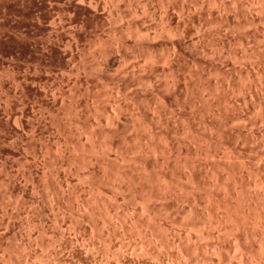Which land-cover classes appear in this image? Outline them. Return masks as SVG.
Wrapping results in <instances>:
<instances>
[{
	"label": "rangeland",
	"instance_id": "rangeland-1",
	"mask_svg": "<svg viewBox=\"0 0 264 264\" xmlns=\"http://www.w3.org/2000/svg\"><path fill=\"white\" fill-rule=\"evenodd\" d=\"M248 1L53 0L42 7L38 0H0V264H173L177 257L180 264H236L237 257L239 264L243 249L253 264H264V1ZM109 116L119 118L111 123ZM148 179L157 185L147 188ZM162 183L170 186L166 197ZM244 199L242 208L255 216L247 232L230 222L241 216ZM191 221L225 232L205 235ZM165 223L184 237L183 249ZM235 232L247 239L241 249ZM194 233L212 259L193 249Z\"/></svg>",
	"mask_w": 264,
	"mask_h": 264
},
{
	"label": "bare ground",
	"instance_id": "bare-ground-1",
	"mask_svg": "<svg viewBox=\"0 0 264 264\" xmlns=\"http://www.w3.org/2000/svg\"><path fill=\"white\" fill-rule=\"evenodd\" d=\"M48 1H50V2H52V4L50 3V6L51 5H53V0H38V2L41 4V6H42V4H44L45 5V7H47V5H46V3L48 2ZM56 1V0H55ZM79 1H81V0H79ZM85 1V0H84ZM91 1V0H90ZM94 1V0H93ZM120 1V0H119ZM159 1V0H158ZM198 1V0H197ZM205 1V0H204ZM248 1V0H247ZM258 1H260V0H257V2ZM264 1V0H263ZM58 2V1H57ZM105 2V1H104ZM167 2V1H166ZM168 2H170V1H168ZM189 2V1H188ZM203 1H201V3H202ZM238 2V1H237ZM241 2V1H240ZM249 2V1H248ZM252 2H253V0H252ZM256 2V3H257ZM80 3V2H79ZM78 3V4H79ZM82 3V2H81ZM84 3V2H83ZM82 3V4H83ZM88 3H90V2H88ZM92 3V2H91ZM101 3V2H100ZM124 3V2H123ZM171 3V2H170ZM177 3V2H176ZM224 3V2H223ZM232 3H233V1H232ZM235 3V2H234ZM239 3V2H238ZM245 3V2H244ZM243 2L241 3V4H243V5H245ZM261 3H263L262 1H261ZM69 4V3H68ZM112 4V3H111ZM159 4V3H158ZM182 4V3H181ZM187 4V3H186ZM191 4V3H190ZM240 4V3H239ZM255 4V3H254ZM258 4V3H257ZM264 4V3H263ZM25 5V4H24ZM49 5V4H48ZM60 5V4H59ZM81 5V4H80ZM85 5V4H84ZM88 5V4H87ZM94 5H96L95 3H94ZM99 5V4H98ZM126 5V4H125ZM153 5V4H152ZM177 5V4H176ZM202 5V4H201ZM200 5V6H201ZM236 5V4H235ZM250 5H251V3H250ZM256 5V4H255ZM254 5V6H255ZM261 4H258V7L257 8H260L261 7V10H262V6H260ZM23 6V5H22ZM31 6V5H30ZM64 6V5H63ZM119 6V5H118ZM145 6V5H144ZM169 6V5H168ZM229 6V5H228ZM240 6V5H239ZM253 6V5H252ZM42 7H44V6H42ZM91 7V6H90ZM95 7V6H94ZM127 7V6H126ZM125 7V8H126ZM161 7H164V6H161ZM215 7H217V6H214V8ZM233 7V6H232ZM242 7V6H241ZM240 7V8H241ZM245 7V9H246V7H250V6H244ZM264 7V6H263ZM107 8H108V6H107ZM183 8V7H182ZM243 8V7H242ZM251 8V7H250ZM255 8H256V6H255ZM256 8V9H257ZM47 9V8H46ZM104 9V8H103ZM106 9V8H105ZM104 9V10H105ZM115 9V8H114ZM155 9V8H154ZM200 9V8H199ZM208 9V8H207ZM252 9H254V7L252 8ZM255 9V10H256ZM41 10H42V8H41ZM40 10V11H41ZM93 10V9H92ZM95 10H96V12H97V9L95 8ZM179 10V9H178ZM192 10V9H191ZM233 10H235V9H233ZM243 10V9H242ZM242 10H241V12H242ZM248 10V9H247ZM254 10V11H255ZM258 10V9H257ZM7 11V10H6ZM47 11V10H46ZM106 11V10H105ZM112 11V10H111ZM169 11V10H168ZM175 11V10H174ZM208 11V10H207ZM210 11V10H209ZM219 11H220V9H219ZM243 11H245V10H243ZM250 11V10H249ZM52 12H54V11H52ZM66 12V11H65ZM103 12V11H102ZM258 12V11H257ZM261 12H264L263 10L261 11ZM24 13V12H23ZM67 13V12H66ZM109 13V12H108ZM114 13V12H113ZM118 13V12H117ZM167 13V12H166ZM179 13V12H178ZM182 13V12H181ZM237 13V12H236ZM239 13V12H238ZM244 13V12H243ZM253 13V12H252ZM14 14V13H13ZM28 14V13H27ZM74 14V13H73ZM97 14V13H96ZM145 14V13H144ZM150 14V13H149ZM183 14V13H182ZM187 14V13H186ZM190 14V13H189ZM226 14V13H225ZM258 14V13H257ZM263 14V13H262ZM31 15V14H30ZM37 15V14H36ZM39 15V14H38ZM37 15V16H38ZM51 15V14H50ZM71 15V14H70ZM111 15V14H110ZM114 15V14H113ZM155 15V14H154ZM166 15V14H165ZM244 15V14H243ZM250 15H252L251 14V11H250ZM259 15V14H258ZM24 16V15H23ZM35 16V15H34ZM33 16V17H34ZM37 16H36V18H37ZM40 16V15H39ZM153 16V15H152ZM178 16V15H177ZM184 16V15H183ZM190 16V15H189ZM193 16V15H192ZM210 16H211V14H210ZM248 16V15H247ZM247 16L245 15V17L247 18ZM257 16V15H256ZM104 17V16H103ZM112 17V16H111ZM115 17V16H114ZM137 17V16H136ZM150 17V16H149ZM179 17V16H178ZM220 17V16H219ZM250 17H252V16H250ZM250 17H248L249 18V20H250ZM36 18H34V19H36ZM51 18V17H50ZM107 18V17H106ZM125 18V17H124ZM138 18V17H137ZM161 18V17H160ZM162 18H164V17H162ZM172 18V17H171ZM246 18H244V19H246ZM252 18H254V16L252 17ZM60 19V18H59ZM62 19V18H61ZM114 19H116V18H114ZM126 19V18H125ZM167 19V18H166ZM189 19V18H188ZM187 19V20H188ZM208 19V18H207ZM263 19V18H262ZM262 19H260V21L262 20ZM108 20H109V18H108ZM107 20V21H108ZM168 20V19H167ZM166 20V21H167ZM217 20V19H216ZM232 20H234V19H232ZM249 20H248V23H249ZM252 20L253 19H251V21L250 22H252ZM255 20V19H254ZM35 21V20H34ZM38 21H39V17H38ZM110 21V20H109ZM108 21V22H109ZM119 21V20H118ZM144 21V20H143ZM154 21V20H153ZM178 21V20H177ZM212 21V20H211ZM230 21V20H229ZM245 21V20H244ZM243 21V22H244ZM264 21V20H263ZM40 23H41V18H40V21H39ZM46 22V21H45ZM60 22V21H59ZM58 22V23H59ZM112 22V21H111ZM115 22H116V20H115ZM125 22H126V20H125ZM128 22V21H127ZM134 22V21H133ZM156 22V21H155ZM158 22V21H157ZM162 22V21H161ZM167 22H169V21H167ZM200 22V21H199ZM239 22V21H238ZM15 23V22H14ZM38 23V22H37ZM64 23V22H63ZM171 23V22H170ZM209 23V22H208ZM217 23V22H216ZM237 23V22H236ZM253 23V22H252ZM51 24V23H50ZM49 24V25H50ZM59 24H61V23H59ZM71 24V23H70ZM109 24V23H108ZM114 24V23H113ZM152 24V23H151ZM155 24V23H154ZM159 24V23H158ZM165 24V23H164ZM164 24L162 25V26H164ZM169 24V23H168ZM167 24V25H168ZM194 24V23H193ZM226 24V23H225ZM243 24V23H242ZM246 24V23H245ZM22 25V24H21ZM20 25V26H21ZM41 25V24H40ZM55 25H56V23H55ZM84 25V24H83ZM145 25V24H144ZM147 25V24H146ZM149 25V24H148ZM170 25V24H169ZM208 25V24H207ZM231 25V24H230ZM241 25V24H240ZM253 25V24H252ZM263 25V24H262ZM52 26V25H51ZM114 26V25H113ZM121 26V25H120ZM142 26V25H141ZM156 26V25H155ZM166 26V25H165ZM177 26H178V24H177ZM195 26V25H194ZM202 26V25H201ZM214 26V25H213ZM254 26V25H253ZM252 26V27H253ZM41 27V26H40ZM107 27V26H106ZM145 27V26H144ZM148 27V26H147ZM176 27V26H175ZM174 27V28H175ZM181 27V26H180ZM200 27V26H199ZM235 27V26H234ZM245 27H250V25L249 26H245ZM244 27V28H245ZM55 28V27H54ZM64 28V27H63ZM63 28H61L62 30H63ZM117 28V27H116ZM128 28V27H127ZM134 28V27H133ZM135 28H136V26H135ZM156 28V27H155ZM155 28H154V30H155ZM174 28H173V31H174ZM193 28H195V27H193ZM192 28V29H193ZM23 29V28H22ZM56 29V28H55ZM54 29V30H55ZM66 29H68V28H66ZM121 29V28H120ZM144 29V28H143ZM152 29V28H151ZM165 29V28H164ZM167 29V28H166ZM183 29V28H182ZM185 29V28H184ZM196 29V28H195ZM199 29V28H198ZM228 29V28H227ZM227 29H225V30H227ZM236 29V28H235ZM234 29V31H236ZM27 30V29H26ZM132 30V29H131ZM138 30V29H137ZM163 30V29H162ZM170 30V29H169ZM194 30V29H193ZM256 30V29H255ZM21 31V30H20ZM25 31V30H24ZM53 31V30H52ZM51 31V32H52ZM114 31V30H113ZM135 31V30H134ZM146 31H148V30H146ZM150 31V30H149ZM167 31V30H166ZM165 31V32H166ZM177 31H179V30H177ZM176 31V32H177ZM183 31V30H182ZM132 32V31H131ZM137 32H139V31H137ZM141 32V31H140ZM153 32H155V31H153ZM161 32H163V31H161ZM161 32H160V34H161ZM199 32V31H198ZM227 32H228V30H227ZM226 32V33H227ZM247 32V31H246ZM250 32V31H249ZM259 32V31H258ZM62 33V32H61ZM72 33V32H71ZM104 33V32H103ZM129 33V32H128ZM142 33V32H141ZM158 33V32H157ZM179 33H180V31H179ZM178 33V34H179ZM209 33V32H208ZM222 33V32H221ZM229 33V32H228ZM43 34V33H42ZM51 34V33H50ZM132 34V33H131ZM144 34H146V33H144ZM148 34H150L149 32H148ZM155 34V33H154ZM167 34H168V32H167ZM169 34H171V33H169ZM194 34V33H193ZM193 34H192V36H193ZM197 34V33H196ZM218 34V33H217ZM18 35V34H17ZM115 35V34H114ZM127 35V34H126ZM136 35H138V34H136ZM157 35H159V34H157ZM166 35V34H165ZM177 35V34H176ZM182 35V34H181ZM198 35H200V34H198ZM261 35V34H260ZM50 36V35H49ZM52 36V35H51ZM50 36V37H51ZM69 36V35H68ZM74 36V35H73ZM155 36H156V34H155ZM160 36V35H159ZM168 36V35H167ZM246 36V35H245ZM114 37H116V36H114ZM139 37V36H138ZM144 37V36H143ZM147 37V36H146ZM153 37V36H152ZM170 37V36H169ZM174 37V36H173ZM30 38V37H29ZM40 38V37H39ZM61 38V37H60ZM109 38H111V37H109ZM118 38H120V37H118ZM140 38V37H139ZM148 38V37H147ZM51 39V38H50ZM50 39H48V40H50ZM53 39V38H52ZM159 39V38H158ZM174 39V38H173ZM176 39V38H175ZM257 39V38H256ZM31 40V39H30ZM73 40H75V39H73ZM94 40H95V38H94ZM119 40H121V39H119ZM138 40V39H137ZM141 40H142V37H141ZM143 40H145V39H143ZM189 40V39H188ZM198 40V39H197ZM258 40V39H257ZM261 40V39H260ZM35 41V40H34ZM171 41V40H170ZM169 41V42H170ZM185 41V40H184ZM249 41V40H248ZM53 42V41H52ZM144 42V41H143ZM179 42V41H178ZM195 42V41H194ZM206 42V41H205ZM230 42V41H229ZM264 42V41H263ZM40 43V42H39ZM137 43V42H136ZM192 43V42H191ZM239 43V42H238ZM36 44V43H35ZM70 44V43H69ZM137 44H139V43H137ZM236 44V43H235ZM86 45V44H85ZM106 45V44H105ZM108 45V44H107ZM118 45V44H117ZM176 45V44H175ZM189 45V44H188ZM188 45H187V47H188ZM239 45V44H238ZM90 46V45H89ZM103 46V45H102ZM194 46V45H193ZM196 46V45H195ZM251 46V45H250ZM254 46V45H253ZM261 46V45H260ZM44 47V46H43ZM98 47V46H97ZM143 47H145V46H143ZM150 47V46H149ZM174 47V46H173ZM198 47V46H197ZM100 48V47H99ZM102 48V47H101ZM105 48V47H104ZM180 48V47H179ZM182 48V47H181ZM207 48V47H206ZM123 49V48H122ZM184 49H185V47H184ZM194 49V48H193ZM203 49V48H202ZM231 49H232V45H231ZM237 49V48H236ZM242 49V48H241ZM261 49V48H260ZM43 50H44V48H43ZM136 50V49H135ZM169 50H171V49H169ZM191 50V49H190ZM201 50V49H200ZM222 50V49H221ZM233 50V49H232ZM89 51V50H88ZM93 51V50H92ZM112 51V50H111ZM150 51V50H149ZM167 51V50H166ZM175 51H177V50H175ZM182 51V50H181ZM192 51V50H191ZM249 51V50H248ZM253 51V50H252ZM38 52V51H37ZM64 52V51H63ZM222 52V51H221ZM51 53V52H50ZM108 53V52H107ZM131 53V52H130ZM140 53V52H139ZM159 53V52H158ZM170 53V52H169ZM102 54V53H101ZM189 54H191V52L189 53ZM194 54V53H193ZM222 54V53H221ZM224 54V53H223ZM222 54V55H223ZM240 54V53H239ZM256 54V53H255ZM40 55V54H39ZM43 55V54H42ZM49 55V54H48ZM65 55V54H64ZM107 55V54H106ZM156 55V54H155ZM163 55V54H162ZM247 55V54H246ZM102 56V55H101ZM136 56V55H135ZM166 56V55H165ZM170 56V55H169ZM168 55H167V57H169ZM197 56H199V55H197ZM224 56V55H223ZM228 56V55H227ZM243 56V55H242ZM11 57V56H10ZM13 57V56H12ZM81 57V56H80ZM110 57V56H109ZM176 57V56H175ZM182 57V56H181ZM189 57H191V56H189ZM194 57V56H193ZM232 57V56H231ZM231 57H229V58H231ZM249 57V56H248ZM251 57V56H250ZM254 57H255V55H254ZM71 58V57H70ZM93 58V57H92ZM102 58V57H101ZM163 58V57H162ZM202 58V57H201ZM256 58V57H255ZM12 59V58H11ZM106 59V58H105ZM166 59V58H165ZM176 59V58H175ZM249 59V58H248ZM263 59H264V57H263ZM69 60V59H68ZM97 60V59H96ZM115 60V59H114ZM128 60V59H127ZM148 60H150V59H148ZM163 60V59H162ZM189 60V59H188ZM101 61V60H100ZM158 61V60H157ZM161 61V60H160ZM177 61H178V59H177ZM194 61V60H193ZM197 61V60H196ZM246 61V60H245ZM258 61H260V60H258ZM38 62V61H37ZM135 62V61H134ZM138 62V61H137ZM150 62V61H149ZM181 62V61H180ZM253 63H254V61H252ZM22 63V62H21ZM76 63V62H75ZM98 63V62H97ZM100 63V62H99ZM145 63V62H144ZM158 63V62H157ZM165 63H166V61H165ZM173 63V62H172ZM184 63V62H183ZM195 63V62H194ZM226 63V62H225ZM229 63V62H228ZM109 64V63H108ZM143 64V63H142ZM171 64V63H170ZM177 64V63H176ZM99 65V64H98ZM148 65V64H147ZM152 65V64H151ZM153 65H154V63H153ZM162 65H164L163 63H162ZM172 65V64H171ZM174 65V64H173ZM172 65V66H173ZM112 66V65H111ZM169 66V65H168ZM189 66H191V65H189ZM262 66V65H261ZM94 67V66H93ZM118 67V66H117ZM155 67V66H154ZM29 68V67H28ZM98 68V67H97ZM171 68V67H170ZM174 68V67H173ZM189 68H191V67H189ZM260 68V67H259ZM131 69V68H130ZM141 69V68H140ZM146 69V68H145ZM152 69V68H151ZM90 70H91V68H90ZM95 70V69H94ZM132 70V69H131ZM130 70V71H131ZM196 70V69H195ZM170 71V70H169ZM192 71V70H191ZM143 72V71H142ZM153 72V71H152ZM151 72V73H152ZM248 72V71H247ZM25 73V72H24ZM66 73V72H65ZM174 73V72H173ZM177 73V72H176ZM256 73V72H255ZM129 74V73H128ZM154 74V73H153ZM86 75V74H85ZM169 75V74H168ZM173 75V74H172ZM171 75V76H172ZM174 75H177V74H174ZM251 75V74H250ZM36 76V75H35ZM77 76V75H76ZM140 76V75H139ZM179 76V75H178ZM184 76V75H183ZM186 76V75H185ZM247 76V75H246ZM259 76V75H258ZM94 77V76H93ZM151 77V76H150ZM180 77V76H179ZM256 77H257V75H256ZM78 78V77H77ZM111 78V77H110ZM125 78V77H124ZM248 78V77H247ZM259 78V77H258ZM27 79V78H26ZM136 79V78H135ZM169 79V78H168ZM190 79V78H189ZM249 79V78H248ZM88 80V79H87ZM116 80H117V78H116ZM126 80V79H125ZM130 80V79H129ZM140 80V79H139ZM186 80V79H185ZM260 79H258V81H259ZM122 81H123V79H122ZM160 81V80H159ZM170 81V80H169ZM176 81H178L177 80V78H176ZM181 81V80H180ZM190 81H191V79H190ZM196 81V80H195ZM26 82V81H25ZM112 82V81H111ZM132 82V81H131ZM162 82V81H161ZM174 82V81H173ZM172 82V83H173ZM191 82H193V81H191ZM52 83V82H51ZM118 83V82H117ZM129 83V82H128ZM184 83V82H183ZM255 83V82H254ZM263 83V82H262ZM77 84V83H76ZM99 84V83H98ZM119 84V83H118ZM136 84V83H135ZM140 84V83H139ZM154 84V83H153ZM256 84V83H255ZM44 85V84H43ZM65 85V84H64ZM173 85V84H172ZM171 85V86H172ZM175 85H176V83H175ZM174 85V86H175ZM178 85V84H177ZM201 85V84H200ZM229 85V84H228ZM241 85V84H240ZM239 85V86H240ZM10 86V85H9ZM48 86V85H47ZM60 86V85H59ZM73 86V85H72ZM89 86V85H88ZM139 86V85H138ZM149 86V85H148ZM260 86H261V84H260ZM135 87V86H134ZM178 87V86H177ZM176 87V88H177ZM262 87V86H261ZM151 88H154V87H151ZM185 88V87H184ZM216 88H219V87H216ZM149 89V88H148ZM170 89V88H169ZM186 89V88H185ZM188 89V88H187ZM186 89V90H187ZM16 90V89H15ZM117 90V89H116ZM165 90V89H164ZM215 90V89H214ZM227 90H228V87H227ZM44 91V90H43ZM68 91V90H67ZM104 91V90H103ZM125 91V90H124ZM133 91V90H132ZM167 91V90H166ZM188 91V90H187ZM264 91V90H263ZM40 92H41V90H40ZM39 92V93H40ZM46 92L47 91H45L44 93H45V95L44 96H46ZM81 92V91H80ZM108 92V91H107ZM257 92V91H256ZM16 93V92H15ZM36 93V92H35ZM54 93V92H53ZM136 93H137V91H136ZM141 94V93H140ZM187 95H188V93H186ZM203 94V93H202ZM223 94V93H222ZM17 95V94H16ZM73 95V94H72ZM117 95V94H116ZM172 95V94H171ZM217 95V94H216ZM95 96V95H94ZM118 96V95H117ZM140 96V95H139ZM200 96V95H199ZM12 97V96H11ZM71 97V96H70ZM88 97V96H87ZM98 97V96H97ZM16 98V97H15ZM53 98V97H52ZM111 98H113V97H111ZM117 98V97H116ZM50 99V98H49ZM62 99V98H61ZM84 99V98H83ZM135 99V98H134ZM195 99V98H194ZM202 99V98H201ZM212 99V98H211ZM10 100H12V99H10ZM57 100V99H56ZM113 100V99H112ZM116 100V99H115ZM173 100V99H172ZM197 100V99H196ZM204 100V99H203ZM184 101V100H183ZM191 101V100H190ZM213 101H214V99H213ZM138 102V101H137ZM156 102V101H155ZM173 102V101H172ZM187 102V101H186ZM255 102V101H254ZM262 102V101H261ZM104 103V102H103ZM114 103V102H113ZM158 103V102H157ZM218 103V102H217ZM92 104V103H91ZM181 104H183V103H181ZM185 104V103H184ZM194 104V103H193ZM213 104V103H212ZM264 104V103H263ZM116 105V104H115ZM178 105V104H177ZM176 105V106H177ZM225 105V104H224ZM69 106V105H68ZM160 106V105H159ZM192 106V105H191ZM230 106V105H229ZM253 106V105H252ZM255 106V105H254ZM212 107V106H211ZM19 108V107H18ZM183 108V107H182ZM185 108V107H184ZM205 108V107H204ZM217 108V107H216ZM215 108V109H216ZM232 108V107H231ZM41 109V108H40ZM121 109V108H120ZM138 109V108H137ZM160 109V108H159ZM166 109V108H165ZM219 109V108H218ZM226 109V108H225ZM256 109V108H255ZM260 109V108H259ZM42 110V109H41ZM103 110V109H102ZM146 110V109H145ZM205 110V109H204ZM232 110V109H231ZM4 111V110H3ZM19 111V110H18ZM172 111H173V109H172ZM178 111V110H177ZM237 111V110H236ZM5 112V111H4ZM33 112V111H32ZM72 112V111H71ZM205 112V111H204ZM113 113V112H112ZM116 113V112H115ZM138 113V112H137ZM171 113H173V112H171ZM193 113V112H192ZM255 113V112H254ZM259 113V112H258ZM8 114V113H7ZM22 114H23V111H22ZM41 114V113H40ZM181 114V113H180ZM110 115V114H109ZM116 115V114H115ZM49 116V115H48ZM108 116V115H107ZM153 116V115H152ZM258 116V115H257ZM47 117V116H46ZM94 117V116H93ZM118 116H116V118H115V116H109V121L111 122V123H116V120L119 118H117ZM171 117V116H170ZM242 117V116H241ZM261 117V116H260ZM18 118V117H17ZM158 118V117H157ZM166 118V117H165ZM172 118V117H171ZM178 118V117H177ZM204 118V117H203ZM208 118V117H207ZM210 118V117H209ZM235 118V117H234ZM102 119V118H101ZM107 119H108V117H107ZM161 119V118H160ZM105 120V119H104ZM209 120V119H208ZM242 120V119H241ZM8 121V120H7ZM15 121V120H14ZM21 121V120H20ZM27 121V120H26ZM40 121V120H39ZM75 121V120H74ZM107 121V120H106ZM154 121V120H153ZM235 121V120H234ZM77 122V121H76ZM95 122H97V121H95ZM109 122V123H110ZM146 122V121H145ZM240 122V121H239ZM100 123V122H99ZM176 123V122H175ZM188 123V122H187ZM93 124V123H92ZM118 124V123H117ZM139 124H140V122H139ZM164 124V123H163ZM236 124H237V122H236ZM239 124V123H238ZM94 126V125H93ZM132 126H133V124H132ZM153 126V125H152ZM190 126V125H189ZM97 127V126H96ZM149 127V126H148ZM237 127V126H236ZM19 128V127H18ZM91 128V127H90ZM94 128V127H93ZM140 128V127H139ZM160 128V127H159ZM209 128V127H208ZM220 128V127H219ZM23 129V128H22ZM107 129V128H106ZM124 129V128H123ZM173 129H175V128H173ZM184 129V128H183ZM226 129V128H225ZM253 129V128H252ZM103 130V129H102ZM112 130V129H111ZM115 130V129H114ZM129 130V129H128ZM136 130V129H135ZM146 130V129H145ZM153 130V129H152ZM162 130V129H161ZM220 130V129H219ZM24 131V130H23ZM72 131V130H71ZM142 131V130H141ZM165 131H167V130H165ZM178 131V130H177ZM221 131V130H220ZM99 132V131H98ZM152 132V131H151ZM182 132V131H181ZM96 133V132H95ZM129 133V132H128ZM131 133V132H130ZM168 133V132H167ZM184 133V132H183ZM243 133V132H242ZM172 134V133H171ZM133 135V134H132ZM152 135V134H151ZM170 135V134H169ZM175 135V134H174ZM219 135V134H218ZM90 136V135H89ZM19 137V136H18ZM27 137V136H26ZM47 137V136H46ZM102 137V136H101ZM105 137V136H104ZM150 137V136H149ZM262 137V136H261ZM97 138V137H96ZM153 138V137H152ZM188 138V137H187ZM186 138V139H187ZM30 139H32V138H30ZM100 139V138H99ZM102 139V138H101ZM155 139V138H154ZM204 140V139H203ZM224 140V139H223ZM8 141V140H7ZM191 141H192V139H191ZM222 141V140H221ZM231 141V140H230ZM151 142V141H150ZM173 142V141H172ZM175 142V141H174ZM23 143V142H22ZM43 143V142H42ZM139 143V142H138ZM146 143V142H145ZM148 143V142H147ZM166 143V142H165ZM234 143V142H233ZM131 144V143H130ZM167 144V143H166ZM140 145V144H139ZM139 145H137V146H139ZM168 145H170L169 143H168ZM167 145V146H168ZM119 146V145H118ZM172 146H173V144H172ZM90 147V146H89ZM108 147V146H107ZM133 147V146H132ZM200 146H198V148H199ZM41 148V147H40ZM94 148V147H93ZM102 148V147H101ZM127 148V147H126ZM135 148V147H134ZM140 148V147H139ZM208 148V147H207ZM58 149V148H57ZM156 149V148H155ZM194 149V148H193ZM243 149V148H242ZM82 150V149H81ZM96 150V149H95ZM105 150V149H104ZM208 150V149H207ZM218 150V149H217ZM24 151V150H23ZM61 151V150H60ZM89 151V150H88ZM101 151H103V150H101ZM166 151V150H165ZM220 151V150H219ZM96 152V151H95ZM99 152V151H98ZM104 152V151H103ZM110 152V151H109ZM135 152H137V150L135 151ZM145 152V151H144ZM169 152V151H168ZM194 152V151H193ZM208 152V151H207ZM207 152H206V154H207ZM25 153V152H24ZM64 153V152H63ZM77 153V152H76ZM139 153V152H138ZM141 153V152H140ZM181 153V152H180ZM186 153V152H185ZM205 153V152H204ZM226 153V152H225ZM225 153H223V154H225ZM50 154V153H49ZM145 154V153H144ZM151 154V153H150ZM217 154V153H216ZM229 154V153H228ZM62 155V154H61ZM100 155V154H99ZM140 155V154H139ZM159 155V154H158ZM218 155V154H217ZM106 156V155H105ZM120 156V155H119ZM196 156V155H195ZM219 156V155H218ZM85 157V156H84ZM188 157V156H187ZM225 157H226V155H225ZM8 158V157H7ZM108 158H110V157H108ZM149 158V157H148ZM164 158V157H163ZM194 158H197V157H194ZM221 158V157H220ZM47 159V158H46ZM95 159V158H94ZM120 159H121V156H120ZM141 159V158H140ZM143 159V158H142ZM155 159V158H154ZM206 159V158H205ZM19 160H20V158H19ZM34 160V159H33ZM71 160V159H70ZM212 160H213V158H212ZM225 160V159H224ZM256 160V159H255ZM258 160V159H257ZM122 161V160H121ZM167 161V160H166ZM169 161V160H168ZM214 161V160H213ZM227 161V160H226ZM34 162V161H33ZM87 162V161H86ZM85 162V163H86ZM125 162V161H124ZM185 162H186V160H185ZM260 162V161H259ZM258 162V163H259ZM233 163V162H232ZM240 163V162H239ZM56 164V163H55ZM107 164V163H106ZM124 164V163H123ZM143 164V163H142ZM158 164V163H157ZM194 164V163H193ZM79 165V164H78ZM93 165V164H92ZM163 165V164H162ZM161 165V166H162ZM182 165V164H181ZM246 165V164H245ZM52 166V165H51ZM50 166V167H51ZM120 166V165H119ZM124 166V165H123ZM172 166V165H171ZM229 166V165H228ZM256 166V165H255ZM179 167V166H178ZM183 167V166H182ZM189 167V166H188ZM242 167V166H241ZM91 168V167H90ZM101 168V167H100ZM106 168V167H105ZM108 168V167H107ZM181 168V167H180ZM185 167H183V169H184ZM204 168H206V167H204ZM231 168V167H230ZM44 169V168H43ZM93 169V168H92ZM99 169V168H98ZM103 169V168H102ZM101 169V170H102ZM177 169V168H176ZM217 169V168H216ZM228 169V168H227ZM90 170V169H89ZM112 170V169H111ZM121 170V169H120ZM130 170V169H129ZM168 170V169H167ZM172 170V169H171ZM204 170V169H203ZM210 170V169H209ZM56 171V170H55ZM65 171V170H64ZM125 171V170H124ZM127 171H128V169H127ZM180 171V170H179ZM140 172V171H139ZM142 172V171H141ZM167 172V171H166ZM222 172V171H221ZM240 172V171H239ZM243 172V171H242ZM253 172V171H252ZM83 173V172H82ZM143 173H144V171H143ZM161 173V172H160ZM186 173V172H185ZM206 173V172H205ZM209 173V172H208ZM246 173V172H245ZM92 174V173H91ZM125 174V173H124ZM189 174V173H188ZM229 174V173H228ZM24 175V174H23ZM77 175V174H76ZM149 175V174H148ZM212 175V174H211ZM222 175V174H221ZM29 176V175H28ZM242 176V175H241ZM25 177V176H24ZM92 177V176H91ZM104 177V176H103ZM143 177V176H142ZM150 177V176H149ZM200 177V176H199ZM208 177V176H207ZM216 177V176H215ZM231 177V176H230ZM66 178V177H65ZM100 178V177H99ZM143 178H145V176L143 177ZM160 177H158V179H159ZM191 178V177H190ZM228 178V177H227ZM74 179V178H73ZM93 179V178H92ZM96 179V178H95ZM111 179V178H110ZM146 179V178H145ZM156 179H157V177H156ZM192 179V178H191ZM210 179H211V177H210ZM233 179V178H232ZM264 179V178H263ZM51 180V179H50ZM105 180V179H104ZM119 179H117V181H118ZM204 180V179H203ZM217 180V179H216ZM246 180V179H245ZM256 180V179H255ZM30 181V180H29ZM55 181V180H54ZM146 181V180H145ZM148 181H149V179H148ZM148 181H146V182H148ZM187 181H188V179H187ZM210 181V180H209ZM211 181H212V179H211ZM257 181V180H256ZM125 182V181H124ZM134 182V181H133ZM151 182V183H150ZM152 182L153 181H149V184H148V186H147V188H149V186H150V184H152ZM158 182V181H157ZM162 182V181H161ZM168 182V181H167ZM182 182V181H181ZM194 182V181H193ZM216 182H218V181H216ZM244 182V181H243ZM246 182H248V181H246ZM113 183V182H112ZM154 183H156V182H154ZM153 183V184H154ZM160 183V182H159ZM187 183V182H186ZM189 183H190V181H189ZM198 183V182H197ZM79 184V183H78ZM125 184V183H124ZM123 184V185H124ZM152 184V185H153ZM163 185H162V188L161 187H159L160 189V192H159V190H158V192H159V194L160 195H162V194H164V196L166 197L167 195H168V190H169V187H168V189L167 188H165V186H164V184L165 183H162ZM226 184H227V181H226ZM230 184V183H229ZM243 184V183H242ZM249 184V183H248ZM255 184V183H254ZM258 184V183H257ZM261 184V183H260ZM145 185V184H144ZM147 185V184H146ZM145 185V186H146ZM154 185H157V184H154ZM161 185V184H160ZM192 185H194V184H192ZM200 185V184H199ZM205 185V184H204ZM216 185V184H215ZM235 185V184H234ZM115 186V185H114ZM164 186V187H163ZM173 186V185H172ZM175 186V185H174ZM189 186H191V185H189ZM203 186V185H202ZM211 186V185H210ZM260 186V185H259ZM59 187V186H58ZM63 187V186H62ZM101 187V186H100ZM106 187V186H105ZM113 187V186H112ZM152 187H154V186H152ZM192 188H193V186H191ZM191 187H189V188H191ZM238 187V186H237ZM77 188V187H76ZM164 188H165V190H164ZM172 188V187H171ZM178 188V187H177ZM191 188V189H192ZM196 188V187H195ZM210 188V187H209ZM249 188V187H248ZM263 188V187H262ZM33 189V188H32ZM112 189V188H111ZM115 189V188H114ZM135 189V188H134ZM141 189V188H140ZM157 189V188H156ZM175 189H176V187H175ZM211 189H213V188H211ZM233 189H235V188H233ZM35 190V189H34ZM124 190V189H123ZM155 190V189H154ZM162 190H164V191H162ZM193 190V189H192ZM191 190V191H192ZM208 190V189H207ZM1 191V190H0ZM112 191H114V190H112ZM127 191V190H126ZM174 191V190H173ZM216 191V190H215ZM219 191H220V189H219ZM233 191V190H232ZM236 191V190H235ZM96 192V191H95ZM115 192H116V190H115ZM123 192V191H122ZM141 192V191H140ZM162 192H164V193H162ZM169 192H171L170 190H169ZM186 192H187V190H186ZM37 193V192H36ZM146 193V192H145ZM162 193V194H161ZM167 193V194H166ZM177 193V192H176ZM175 193V194H176ZM212 193V192H211ZM228 193V192H227ZM232 193V192H231ZM238 193V192H237ZM242 193V192H241ZM259 193V192H258ZM261 193V192H260ZM94 194V193H93ZM92 194V195H93ZM166 194V195H165ZM188 194V193H187ZM190 194V193H189ZM196 194V193H195ZM229 194V193H228ZM247 194V193H246ZM245 194V195H246ZM98 195H100V194H98ZM121 195H123V194H121ZM159 195V196H160ZM171 195V194H170ZM197 195V194H196ZM239 195V194H238ZM245 195L243 196V197H245ZM249 195V194H248ZM255 195V194H254ZM263 195V194H262ZM91 196V195H90ZM158 196V197H159ZM163 196V195H162ZM163 196V197H164ZM175 196H177V195H175ZM188 196V195H187ZM234 196V195H233ZM257 196V195H256ZM89 197V196H88ZM94 197V196H93ZM133 197V196H132ZM149 197V196H148ZM185 197V196H184ZM193 197V196H192ZM213 197V196H212ZM235 197V196H234ZM240 197V196H239ZM249 197H250V195H249ZM118 198V197H117ZM160 198H161V196H160ZM179 198V197H178ZM10 199V198H9ZM107 199V198H106ZM109 199V198H108ZM190 199V198H189ZM241 199V198H240ZM252 199V198H251ZM89 200V199H88ZM97 200V199H96ZM194 200V199H193ZM192 200V201H193ZM260 200V199H259ZM11 201V200H10ZM125 201V200H124ZM131 201V200H130ZM152 201V200H151ZM221 201V200H220ZM224 201H225V199H224ZM239 201V200H238ZM262 201V200H261ZM61 202V201H60ZM105 202H106V200H105ZM203 202V201H202ZM211 202V201H210ZM236 202V201H235ZM234 202V203H235ZM239 202H241V200L239 201ZM238 202V205L240 206V208H241V216L240 217H236L235 219H236V221H230V222H236L235 223V225L239 228V229H241L242 230V232H243V230L245 231V230H250L252 227H250L251 225V222L254 220V223H255V216H253L252 214H254V213H250V212H247V211H245V209L246 208H242V206H244V204H247L248 203V201L247 200H243L242 201V203H239ZM254 202V201H253ZM256 202H259V201H256ZM73 203V202H72ZM150 203V202H149ZM163 203V202H162ZM188 203H189V201H188ZM50 204V203H49ZM113 204H114V202H113ZM187 204V203H186ZM210 204V203H209ZM237 204V203H236ZM250 204V203H249ZM260 204V203H259ZM259 204H258V206H259ZM45 205V204H44ZM80 205V204H79ZM139 205V204H138ZM137 205V206H138ZM142 205V204H141ZM152 205H153V203H152ZM191 205V204H190ZM194 205V204H193ZM193 205H192V207H193ZM206 205H208V204H206ZM225 205V204H224ZM9 206V205H8ZM146 206V205H145ZM148 206V205H147ZM146 206V207H147ZM182 206V205H181ZM183 206H185V205H183ZM212 206V205H211ZM219 206H220V204H219ZM251 206V205H250ZM255 206H257V204L255 205ZM254 206V207H255ZM257 206V207H258ZM262 206V205H261ZM260 206V207H261ZM6 207V206H5ZM110 207H112V206H110ZM114 207V206H113ZM140 207V206H139ZM145 207V208H146ZM187 207V206H186ZM186 207L185 208H181L182 210L181 211H183V214H185V216H189V218H190V211L189 210H187L186 209ZM213 207H214V205H213ZM257 207H256V209H257ZM59 208V207H58ZM57 208V209H58ZM80 208V207H79ZM88 208V207H87ZM121 208V207H120ZM143 208V207H142ZM148 208L150 209L151 207H149L148 206ZM199 208V207H198ZM221 208V207H220ZM9 209V208H8ZM33 209V208H32ZM119 209V208H118ZM159 209V208H158ZM167 209V208H166ZM171 209V208H170ZM191 209V208H190ZM197 209V208H196ZM204 209V208H203ZM219 209V208H218ZM222 209V208H221ZM255 209V210H256ZM259 209V208H258ZM30 210V209H29ZM59 210V209H58ZM100 210V209H99ZM121 209H119V211H120ZM216 210V209H215ZM214 210V211H215ZM247 210V209H246ZM249 210H250V208H249ZM255 210H254V212H255ZM264 210V209H263ZM95 211V210H94ZM128 211V210H127ZM151 211V212H150ZM169 211V210H168ZM204 211H206V210H204ZM219 211H221V210H219ZM240 211V210H239ZM253 211V209H251V212ZM103 212V211H102ZM106 212H107V210H106ZM149 212H150V214L153 212V214H151L152 216L154 215V212L155 211H153L152 210V208L149 210ZM159 212V211H158ZM194 212V211H193ZM216 212H217V210H216ZM264 211H262V213H263ZM51 213V212H50ZM53 213V212H52ZM81 213V212H80ZM108 213V212H107ZM142 213H143V211H142ZM169 213V212H168ZM172 213V212H171ZM181 213V212H180ZM192 213V212H191ZM210 213V212H209ZM229 213V212H228ZM235 213V212H234ZM238 213V212H237ZM256 213V212H255ZM95 214V213H94ZM102 214H104V213H102ZM134 214V213H133ZM141 214V213H140ZM146 214H148V213H146ZM156 214V213H155ZM194 214V213H193ZM197 214V213H196ZM110 215V214H109ZM128 215V214H127ZM151 215H149V218H151V219H149V220H152V217H151ZM163 215V214H162ZM226 215H228V214H226ZM258 215V214H257ZM264 215V214H263ZM105 216V215H104ZM103 216V217H104ZM144 216V215H143ZM155 216V215H154ZM168 216V215H167ZM206 216V215H205ZM213 216V215H212ZM217 216V215H216ZM236 216V215H235ZM9 217V216H8ZM51 217V216H50ZM108 217V216H107ZM115 217V216H114ZM136 217V216H135ZM156 217V216H155ZM154 217V218H155ZM160 217V216H159ZM174 217V216H173ZM181 217H183V216H181ZM198 217V216H197ZM225 217V216H224ZM227 217V216H226ZM48 218V217H47ZM98 218V217H97ZM123 218V217H122ZM223 218V217H222ZM259 218V217H258ZM119 219V218H118ZM132 219H133V217H132ZM156 219V218H155ZM157 219H158V216H157ZM199 219V218H198ZM234 219V220H235ZM64 220V219H63ZM130 220V219H129ZM138 220V219H137ZM147 220V219H146ZM188 220V219H187ZM208 220H209V218H208ZM214 220V219H213ZM227 220V219H226ZM225 220V221H226ZM231 220V219H230ZM260 220V219H259ZM92 221V220H91ZM112 221V220H111ZM114 221H117L116 219L114 220ZM119 221V220H118ZM121 221V220H120ZM124 221V220H123ZM134 221V220H133ZM141 221V220H140ZM139 221V222H140ZM152 221H157L158 222V220H152ZM262 221V220H261ZM102 222V221H101ZM131 222H132V220H131ZM154 222V223H151V224H153L154 225V228H156V229H159V228H161L162 226V222H161V225H160V222ZM184 222V221H183ZM187 222V221H186ZM191 222H194V221H191ZM206 222L207 221H205V224H206ZM217 222V221H216ZM51 223H53V222H51ZM71 223V222H70ZM81 223V222H80ZM116 223V222H115ZM134 223H135V221H134ZM195 223V222H194ZM193 223V224H194ZM87 224V223H86ZM91 224V223H90ZM98 224V223H97ZM132 224V223H131ZM192 224V223H191ZM190 224V225H191ZM197 224H200L199 222L197 223ZM211 224V223H210ZM231 224V223H230ZM253 224V223H252ZM29 225V224H28ZM35 225V224H34ZM105 225V224H104ZM135 225H136V223H135ZM148 225V224H147ZM194 225H196V223L194 224ZM250 225V226H249ZM254 225V224H253ZM90 226V225H89ZM106 226V225H105ZM118 226V225H117ZM136 226H138V225H136ZM144 226V225H143ZM150 226V225H149ZM166 226V227H165ZM197 226V225H196ZM196 226H193V228L194 227H196ZM214 226V225H213ZM217 226V225H216ZM218 226H219V224H218ZM235 226V227H236ZM23 227V226H22ZM49 227V226H48ZM111 227V226H110ZM122 227V226H121ZM130 227V226H129ZM164 227H165V230H166V232H167V235H168V237H169V239L171 238L172 239V242H174V244H176L177 245V247H180L181 246V248H182V246L184 247V244H186V243H184L183 242V238L181 237V235H178L179 234V232H175V231H173L172 229H171V227H169V224H167V223H165V225H164ZM191 227H192V225H191ZM208 227V226H207ZM225 227V226H224ZM14 228V227H13ZM30 228V227H29ZM37 228V227H36ZM57 228V227H56ZM114 228V227H113ZM131 228H133V227H131ZM144 228V227H143ZM147 228V227H146ZM145 228V229H146ZM173 228V227H172ZM218 228V227H217ZM217 228H211V227H208V229L205 227V225L203 226L202 224L201 225H198L197 226V230L198 231H200V232H203V234H205V233H210V234H212V233H214L215 231H216V229ZM221 228V227H220ZM231 228V227H230ZM53 229V228H52ZM91 229V228H90ZM105 229V228H104ZM134 229V228H133ZM137 229H138V227H137ZM141 229V228H140ZM152 229H153V227H152ZM162 229V228H161ZM192 229V228H191ZM225 230V228H221V229H217V231L218 232H225L224 230ZM27 230V229H26ZM32 230V229H31ZM34 230V229H33ZM61 230H62V228H61ZM147 230V229H146ZM145 230V231H146ZM194 230H195V228H194ZM227 230V229H226ZM231 230H232V228H231ZM230 230V231H231ZM240 230V231H241ZM263 230V229H262ZM5 231V230H4ZM107 231V230H106ZM126 231V230H125ZM133 231V230H132ZM160 231V230H159ZM164 231V230H163ZM190 231V230H189ZM193 231V230H192ZM247 231H245V232H247ZM253 231H254V229H253ZM31 232V231H30ZM61 232V231H60ZM64 232V231H63ZM73 232V231H72ZM139 232V231H138ZM148 232V231H147ZM152 232H153V230H152ZM205 232V233H204ZM212 232V233H211ZM260 232H261V230H260ZM115 233V232H114ZM151 233V232H150ZM197 233V232H196ZM229 233V232H228ZM232 233V232H231ZM240 233V232H239ZM256 232H254L253 234H255ZM95 234V233H94ZM140 234V233H139ZM144 234H145V232H144ZM152 234V233H151ZM163 234H164V232H163ZM182 234V233H181ZM189 234V233H188ZM209 234V235H210ZM244 234V233H243ZM246 234V233H245ZM251 234V233H250ZM261 234H263V233H261ZM29 235V234H28ZM127 235V234H126ZM130 235V234H129ZM187 235V234H186ZM206 235V234H205ZM208 235V234H207ZM221 235V234H220ZM234 236H232L234 239H236L237 240V244L238 245H236V243H235V246H237L238 248H240L241 249V247L243 248L244 247V242H243V239H246V238H243V237H245V235H242V234H238V233H236L235 232V234H233ZM258 235H259V233H258ZM145 236V235H144ZM148 236V235H147ZM152 236V235H151ZM189 236H191V238L189 237H187L188 239H192L194 242H193V249L194 248H196V249H194L195 251H197L196 253H198V251H201L200 249L201 248H197L198 246L197 245H202L204 242H203V240L197 235V234H192V235H189ZM230 236V235H229ZM252 237H253V235H251ZM256 236V235H255ZM264 236V235H263ZM62 237V236H61ZM82 237V236H81ZM260 237H261V235H260ZM103 238V237H102ZM117 238V237H116ZM129 238V237H128ZM148 238V237H147ZM159 238V237H158ZM62 239V238H61ZM75 239H76V236H75ZM82 239V238H81ZM143 239V238H142ZM165 239V238H164ZM169 239H167V240H169ZM188 239H187V241H188ZM258 239V238H257ZM90 240V239H89ZM133 240V239H132ZM131 240V241H132ZM157 240V239H156ZM191 240V241H192ZM208 240V239H207ZM235 240V241H236ZM247 240V239H246ZM245 240V241H246ZM260 240V239H259ZM258 240V241H259ZM263 240V239H262ZM62 241V240H61ZM129 241V240H128ZM140 241H142V240H140ZM144 241V240H143ZM153 241V240H152ZM158 241V240H157ZM170 241V240H169ZM186 241V242H187ZM212 241H214V240H212ZM254 241H255V238H254ZM86 242V241H85ZM117 242V241H116ZM126 242V241H125ZM139 242V241H138ZM190 242V241H189ZM251 242H253V241H251ZM82 243V242H81ZM105 243V242H104ZM157 243V242H156ZM255 243H257V242H255ZM254 243V244H255ZM72 244V243H71ZM77 244V243H76ZM87 244V243H86ZM132 244V243H131ZM149 244V243H148ZM158 244H160V243H158ZM171 244V243H170ZM173 244V243H172ZM226 244V243H225ZM228 244V243H227ZM14 245V244H13ZM127 245H130V242H129V244L127 243ZM143 245V244H142ZM147 245V244H146ZM150 245V244H149ZM167 245V244H166ZM249 245V244H248ZM260 245V244H259ZM262 245H263V243H262ZM50 246V245H49ZM101 246V245H100ZM103 246H104V244H103ZM131 246V245H130ZM141 246V245H140ZM145 246V245H144ZM174 246V245H173ZM211 246L213 247V248H215L217 251H219V252H221L222 253V255H223V257H226V254H224L225 252L224 251H222V249H223V245L221 244V243H218V242H212V244H211ZM225 246V245H224ZM230 246V245H229ZM239 246H241V247H239ZM253 246V245H252ZM258 246V245H257ZM256 246V244H255V247H257ZM261 246V245H260ZM61 247V246H60ZM90 247V246H89ZM199 247H201V246H199ZM246 247V246H245ZM263 247V246H262ZM71 248H72V246H71ZM94 248V247H93ZM114 248H115V246H114ZM141 248H143V247H141ZM150 248V247H149ZM187 247H185V249H186ZM209 248V247H208ZM237 248V249H238ZM259 248V247H258ZM66 249V248H65ZM110 249V248H109ZM128 249V248H127ZM134 249V248H133ZM144 249V248H143ZM152 249V248H151ZM154 249V248H153ZM183 249V248H182ZM236 249V250H237ZM261 249V248H260ZM263 249V248H262ZM136 250V249H135ZM135 250H134V252H135ZM142 250V249H141ZM191 250V249H190ZM204 250V249H203ZM235 250V249H234ZM235 250V251H236ZM239 250V249H238ZM246 250V249H245ZM249 250V249H248ZM251 250V249H250ZM259 250V249H258ZM70 251V250H69ZM69 251H68V253H69ZM121 251V250H120ZM124 251V250H123ZM147 251V250H146ZM180 251V250H179ZM186 251H187V249H186ZM242 251V250H241ZM255 251H256V249H255ZM261 251V250H260ZM263 251V250H262ZM88 252V251H87ZM110 252V251H109ZM138 252V251H137ZM142 252H144V251H142ZM150 252V251H149ZM155 252V251H154ZM158 252V251H157ZM178 252V251H177ZM183 252V251H182ZM202 252V251H201ZM237 252V251H236ZM243 253H244V249H243V251H242ZM259 252V251H258ZM264 252V251H263ZM113 253V252H112ZM139 253H141V252H139ZM138 253V254H139ZM146 253V252H145ZM167 253V252H166ZM172 253V252H171ZM203 253V252H202ZM226 253H229V252H227L226 251ZM243 253H241V256L238 258L240 261L239 262H241L242 264H253L251 261H249L250 259H247L246 257H245V253L243 254ZM41 254V253H40ZM126 254V253H125ZM151 254V253H150ZM174 254V253H173ZM207 253H203L202 255H203V257H205V258H208V259H212V257L210 258L209 256H207L206 255ZM254 254H256V253H253V255ZM62 255H64V254H62ZM145 255V254H144ZM152 255V254H151ZM172 255V254H171ZM181 255V254H180ZM221 255V254H220ZM225 255V256H224ZM228 256H229V254H227ZM233 255V254H232ZM2 256H4V255H2ZM97 256V255H96ZM113 256V255H112ZM146 256H148L147 255V253H146ZM257 256V255H256ZM258 256H260L259 254H258ZM109 257V256H108ZM175 257H177L176 255H175ZM182 257V256H181ZM193 257V256H192ZM214 257V256H213ZM37 258V257H36ZM51 258H53V257H51ZM57 258V257H56ZM111 258H114V257H111ZM180 258V257H179ZM178 257L176 258L177 259V262L176 263H173V264H180V262H179V259ZM200 258V257H199ZM215 258V257H214ZM227 258V257H226ZM225 258V259H226ZM237 258V257H236ZM235 258V259H236ZM259 258V257H258ZM261 261H263L264 262V256L262 255V253H261ZM86 259V258H85ZM172 259V258H171ZM182 259V258H181ZM232 259H234V258H232ZM231 259V256H230V260H232ZM235 259H234V262H236V264H237V261H235ZM237 259V260H238ZM137 260V259H136ZM173 260V259H172ZM192 260V259H191ZM219 260V259H218ZM224 260V259H223ZM229 260V259H228ZM260 260V259H259ZM55 261V260H54ZM221 261H222V259H221ZM254 261V260H253ZM66 262V261H65ZM98 262V261H97ZM134 262V261H133ZM173 262V261H172ZM172 262H171V264H172ZM182 262V261H181ZM211 262V261H210ZM213 262H216V261H213ZM229 262H231V261H229ZM232 262H233V260H232ZM233 262V263H234ZM238 262V263H239ZM29 263V262H28ZM56 263V262H55ZM54 263V264H55ZM58 263V262H57ZM94 263V262H93ZM164 263V262H163ZM221 263V262H220ZM223 263V262H222ZM226 263V262H225ZM228 263V262H227ZM241 263H239V264H241ZM262 263V262H261ZM260 263V264H261ZM96 264V263H95ZM138 264H139V262H138ZM153 264V263H152ZM167 264V263H166ZM170 264V263H169ZM188 264V263H187ZM231 264V263H230ZM255 264V263H254ZM257 264V263H256ZM259 264V263H258Z\"/></svg>",
	"mask_w": 264,
	"mask_h": 264
}]
</instances>
